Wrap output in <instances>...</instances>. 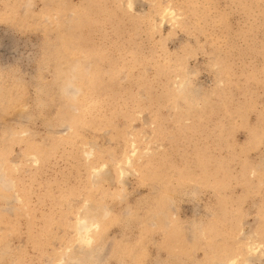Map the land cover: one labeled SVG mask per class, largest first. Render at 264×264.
I'll return each instance as SVG.
<instances>
[{
	"label": "rangeland",
	"instance_id": "374dc122",
	"mask_svg": "<svg viewBox=\"0 0 264 264\" xmlns=\"http://www.w3.org/2000/svg\"><path fill=\"white\" fill-rule=\"evenodd\" d=\"M0 264H264V0H0Z\"/></svg>",
	"mask_w": 264,
	"mask_h": 264
},
{
	"label": "clouds",
	"instance_id": "9594fccd",
	"mask_svg": "<svg viewBox=\"0 0 264 264\" xmlns=\"http://www.w3.org/2000/svg\"><path fill=\"white\" fill-rule=\"evenodd\" d=\"M74 86L71 84V83H69L68 84V88H73ZM78 91V90H77Z\"/></svg>",
	"mask_w": 264,
	"mask_h": 264
}]
</instances>
